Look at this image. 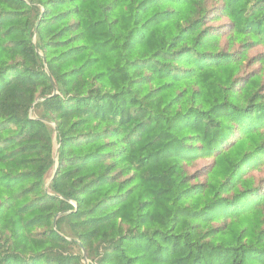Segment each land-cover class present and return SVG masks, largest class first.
Wrapping results in <instances>:
<instances>
[{
	"label": "trees",
	"instance_id": "obj_1",
	"mask_svg": "<svg viewBox=\"0 0 264 264\" xmlns=\"http://www.w3.org/2000/svg\"><path fill=\"white\" fill-rule=\"evenodd\" d=\"M84 253L264 264V0H0V264Z\"/></svg>",
	"mask_w": 264,
	"mask_h": 264
},
{
	"label": "water",
	"instance_id": "obj_2",
	"mask_svg": "<svg viewBox=\"0 0 264 264\" xmlns=\"http://www.w3.org/2000/svg\"><path fill=\"white\" fill-rule=\"evenodd\" d=\"M58 149H59V145L56 146V154L58 153ZM55 173H56V171H54L51 180L53 179ZM84 256H85V260H84V262H85V264H88L89 261H88L87 256H86L85 253H84Z\"/></svg>",
	"mask_w": 264,
	"mask_h": 264
},
{
	"label": "rangeland",
	"instance_id": "obj_3",
	"mask_svg": "<svg viewBox=\"0 0 264 264\" xmlns=\"http://www.w3.org/2000/svg\"><path fill=\"white\" fill-rule=\"evenodd\" d=\"M52 171H53V170H50V171L48 172L47 176H46V179H47V181H48V184H49V182H50V180H51V178H52Z\"/></svg>",
	"mask_w": 264,
	"mask_h": 264
}]
</instances>
